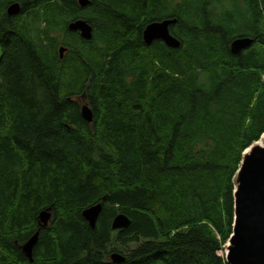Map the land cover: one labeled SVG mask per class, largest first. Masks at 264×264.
<instances>
[{
    "label": "trees",
    "instance_id": "1",
    "mask_svg": "<svg viewBox=\"0 0 264 264\" xmlns=\"http://www.w3.org/2000/svg\"><path fill=\"white\" fill-rule=\"evenodd\" d=\"M165 19L178 49L144 43ZM263 134L264 0H0V264H227L235 175Z\"/></svg>",
    "mask_w": 264,
    "mask_h": 264
},
{
    "label": "water",
    "instance_id": "2",
    "mask_svg": "<svg viewBox=\"0 0 264 264\" xmlns=\"http://www.w3.org/2000/svg\"><path fill=\"white\" fill-rule=\"evenodd\" d=\"M78 4L85 8L90 4V0H78ZM7 13L9 16L19 15L20 4H11ZM176 22V19L151 22L143 32L144 43L150 46L155 41H162L167 47L178 49L181 43L170 31V27ZM68 30L78 32L81 38L87 41L93 36L92 26L83 19L70 22ZM252 43L253 40L250 38H238L233 41L231 51L238 55L247 50ZM58 52L62 59L66 48L60 47ZM81 114L85 121L93 122L94 114L88 104L82 106ZM101 212L102 204L99 203L85 209L82 216L94 229ZM51 218V208L41 211L40 227H48ZM130 224L131 221L125 214H119L114 218L112 227L114 230H121L127 229ZM38 236L39 230L22 247L23 253L30 261ZM225 260L227 264H264V135L244 151L242 162L235 175L234 224L232 235L226 245ZM111 261L121 264L124 263L125 258L119 253H113Z\"/></svg>",
    "mask_w": 264,
    "mask_h": 264
},
{
    "label": "rangeland",
    "instance_id": "3",
    "mask_svg": "<svg viewBox=\"0 0 264 264\" xmlns=\"http://www.w3.org/2000/svg\"><path fill=\"white\" fill-rule=\"evenodd\" d=\"M226 245H227V243L224 245V247H225V248H224V251L221 252V255L224 256V257H225V255H226Z\"/></svg>",
    "mask_w": 264,
    "mask_h": 264
}]
</instances>
